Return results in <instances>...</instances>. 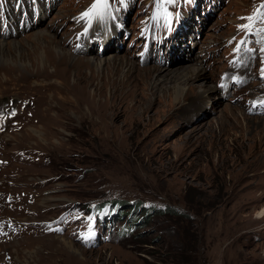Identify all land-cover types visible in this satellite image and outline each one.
Segmentation results:
<instances>
[{
	"label": "rangeland",
	"instance_id": "rangeland-1",
	"mask_svg": "<svg viewBox=\"0 0 264 264\" xmlns=\"http://www.w3.org/2000/svg\"><path fill=\"white\" fill-rule=\"evenodd\" d=\"M94 2L1 0L0 34L9 36H0V264H264V126L243 121L264 118L253 108L264 100V0H195L193 8L180 0L171 8L178 26L151 45V63L141 62L138 38L149 0L130 5L125 40L107 11L125 3L106 0L86 24ZM81 30L85 53L73 50ZM108 35L116 36L111 52ZM176 38L177 67L210 73L203 85L215 89L203 107L163 119L159 102L144 112L139 105L126 123L110 118L120 133L99 139L87 108L99 87L109 95L108 60L167 68L173 79L157 87L174 96V84L184 86L169 60ZM56 50L83 67L53 61ZM230 109L239 123L222 116ZM136 201L133 215L154 209L143 220L128 215Z\"/></svg>",
	"mask_w": 264,
	"mask_h": 264
},
{
	"label": "bare ground",
	"instance_id": "bare-ground-1",
	"mask_svg": "<svg viewBox=\"0 0 264 264\" xmlns=\"http://www.w3.org/2000/svg\"><path fill=\"white\" fill-rule=\"evenodd\" d=\"M43 38L45 41H48L50 37L47 34H45L43 35ZM42 41L43 40H39L37 42L38 46H40ZM115 41H116L115 35L114 37L111 36V39L106 41L107 51H110V52L112 51V49L114 48V45L112 44ZM48 42H50L53 45L55 44V39L48 41ZM177 43L178 41L176 38V41H173V46L169 47L171 48L170 53H172L169 59L170 64H175L177 62L173 56L174 52L175 53L177 52V48H176ZM37 44L35 43L32 47L36 46ZM47 47L49 50L50 46H47ZM44 51L47 56L48 52L46 51V48L44 49ZM104 54H107V52ZM53 55L55 56L54 60L52 59L53 61L62 62L64 64H67V66H70L71 68H73L72 66H76L78 68L83 67L80 65L81 60H79L77 57H74V56L72 57L71 55L69 56L65 52H60L56 50V52L54 51ZM107 56L108 55H106V58ZM93 59L92 60L95 61L94 57ZM104 62H106L105 58L99 63L102 64ZM108 66L110 67L113 66L112 71L109 72L108 74V77L109 76L110 77L107 80V84H105V86H107L109 95L106 96L107 91H105L103 86L99 87L98 90L94 92L93 97L90 98L91 102L93 103L94 109L87 108L88 111L92 115H96V120H94V122L91 119H89V121L91 122V127L100 126V127H96L98 129L97 137L99 139H103L104 141H110V139H112L114 134L120 133L121 127H119V125L116 124L115 120L110 121L111 117L114 118L116 116L117 118H122L126 114V111L132 115L134 112H136L139 105L140 107L141 106L144 107L142 110L140 108V111L144 112L146 109H148L152 105L153 102L155 103L159 102L162 107L168 108V111L164 113L163 115V119H166L167 117H169V113L170 115H172V113H175V111H178V112L191 111L193 109L196 110V108L201 107L202 104L200 101L201 99H203L204 94L208 93L210 90L215 89L214 87L212 88V86L203 85V83L204 84L207 83V81L210 79V73L207 74L204 70L200 69L199 67H195V66L188 68V67H177V66H180V63H177L174 65L175 67H177L175 69L176 71L182 69V71L179 74L175 75V78L176 79L183 78V83H184V86L180 85L179 83L174 84L173 86L174 96L172 93L167 92V91L159 93V90H158L159 88L157 87L158 83L162 80H165L166 82L171 81L174 77V74H172L170 71H167L166 73H164L167 68L163 66L151 65L150 67H141L137 69L135 68L133 63H128L127 61H121L120 59L117 60L115 56H113L112 59L108 60ZM166 66H168V64H166ZM169 73L171 74L168 75ZM236 73H240V72H236ZM58 83L59 82H56L55 84H58ZM51 87L53 88V86ZM49 88L50 87L48 85L47 89ZM82 94L84 95L82 98H85V93H82ZM132 99L133 101L135 100L137 104L134 105L132 108H129V107L127 108L126 107L127 104ZM166 99L170 100V102L172 101V103L170 104V103L165 102ZM108 111H111L110 115L107 113ZM230 113H232V109H230V111H224L222 113V116L227 119L232 118L234 120L233 124L239 123L237 120V117L234 114L231 115ZM126 117L127 116H124L122 120L120 121H122L123 123H126ZM243 121H246L247 123L255 122L259 125L261 124L264 126V118L247 119L243 117ZM144 126L149 127L147 124H145ZM32 131L34 133L39 132L37 130L36 131L32 130ZM223 131L224 130H220V133H222ZM122 132L123 131H121V133ZM154 136H155L154 134L152 136L151 134H149L147 137L149 139H152ZM70 257L72 256L70 255Z\"/></svg>",
	"mask_w": 264,
	"mask_h": 264
},
{
	"label": "snow or ice",
	"instance_id": "snow-or-ice-1",
	"mask_svg": "<svg viewBox=\"0 0 264 264\" xmlns=\"http://www.w3.org/2000/svg\"><path fill=\"white\" fill-rule=\"evenodd\" d=\"M166 3H173L174 0H165ZM107 7V2L106 0H95L94 4L91 6V8L89 9V11L83 13L82 15L84 17H90L93 14H101L102 9ZM250 22L253 21V17H248L247 18ZM241 29H250L251 24H244V25H240L239 26ZM259 103L264 104V101H260ZM91 219V218H90ZM94 235V233L91 232V230H89L87 233L82 235V238L87 241L89 240L92 236Z\"/></svg>",
	"mask_w": 264,
	"mask_h": 264
},
{
	"label": "trees",
	"instance_id": "trees-1",
	"mask_svg": "<svg viewBox=\"0 0 264 264\" xmlns=\"http://www.w3.org/2000/svg\"><path fill=\"white\" fill-rule=\"evenodd\" d=\"M115 203H120L119 201L118 202H115ZM135 205L133 206V208H131V209H129L127 212H129L128 213V215L129 214H131L132 213V215H133V213L135 212V210L137 209V208H139L140 206H141V204L139 203V202H135L134 203ZM105 205L104 204H99V208H103ZM154 209L152 208V207H149V208H146L144 211H142V213H141V216H136V214L135 215H133L131 218H133L132 220L133 221H136V220H138L139 219V217H141V219L140 220H143V219H145V216L147 217V216H149L150 215V213L153 211ZM165 210H167V209H163L162 211H165ZM120 211V213L119 214H121V213H124L122 210H119ZM161 211V210H160ZM144 215V216H143Z\"/></svg>",
	"mask_w": 264,
	"mask_h": 264
}]
</instances>
